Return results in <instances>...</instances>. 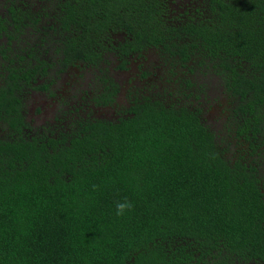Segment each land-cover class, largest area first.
<instances>
[{
  "label": "trees",
  "instance_id": "16d2710c",
  "mask_svg": "<svg viewBox=\"0 0 264 264\" xmlns=\"http://www.w3.org/2000/svg\"><path fill=\"white\" fill-rule=\"evenodd\" d=\"M0 264H264V0H0Z\"/></svg>",
  "mask_w": 264,
  "mask_h": 264
},
{
  "label": "rangeland",
  "instance_id": "374dc122",
  "mask_svg": "<svg viewBox=\"0 0 264 264\" xmlns=\"http://www.w3.org/2000/svg\"><path fill=\"white\" fill-rule=\"evenodd\" d=\"M122 80L127 81L128 74L120 75L119 76ZM65 80V79H64ZM63 81L58 80L57 83L54 85V90H65V87L62 86ZM63 87V88H62ZM40 108L42 110L41 113H36V109ZM28 108L30 109L29 118L35 120V124H39L44 122L45 120L49 119L54 115L57 110V103L53 98L45 97L43 95L34 94L33 97L28 102ZM35 113V114H33Z\"/></svg>",
  "mask_w": 264,
  "mask_h": 264
},
{
  "label": "clouds",
  "instance_id": "9594fccd",
  "mask_svg": "<svg viewBox=\"0 0 264 264\" xmlns=\"http://www.w3.org/2000/svg\"><path fill=\"white\" fill-rule=\"evenodd\" d=\"M98 186L94 185L93 189L97 190ZM133 203L125 198L123 201H117L116 202V215L118 217L124 216L126 213L131 212L133 210Z\"/></svg>",
  "mask_w": 264,
  "mask_h": 264
}]
</instances>
